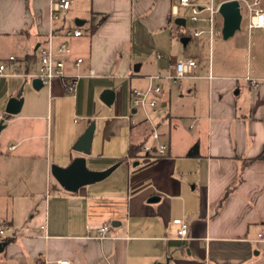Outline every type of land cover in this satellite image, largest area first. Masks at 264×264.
Listing matches in <instances>:
<instances>
[{
  "label": "crops",
  "instance_id": "0c3cea01",
  "mask_svg": "<svg viewBox=\"0 0 264 264\" xmlns=\"http://www.w3.org/2000/svg\"><path fill=\"white\" fill-rule=\"evenodd\" d=\"M70 1L53 18L51 0H0V60L15 55L20 61L14 71L37 73L40 63L28 53L50 38L54 46L69 45L68 53L57 55L65 59V73L83 75L76 97L59 77L36 89L29 76H0V219L19 235L4 241L0 264H264V238L257 239L264 230V159L245 162L264 150V27L249 28L247 20L242 33L228 38L234 49L252 53L258 47L256 63L247 68L215 60L212 42L209 60L195 55V77L166 85L158 96L163 112L155 121L167 153L140 149L131 156V145L152 140L143 111L132 106L133 87L146 89V75L167 73L192 56L182 54L174 39L187 37L188 45L208 33L188 32L181 9L191 7L180 0H86L82 11ZM178 17L186 25L177 24ZM189 21L193 30L208 28ZM215 22V35L224 39L221 14ZM76 27L81 36L65 34ZM146 32L158 46L169 38L171 52L149 60L135 46ZM126 83L129 101L114 113L109 106ZM107 88L115 91L111 105L101 99ZM20 91L21 111L8 114V100ZM174 93L180 106L172 114ZM130 109L143 117L133 120ZM92 121L94 137L85 154L74 145ZM195 144L198 152L188 155ZM76 156H85L92 170L118 165L104 179L69 191L51 166H67ZM178 217L188 220L191 238L176 237ZM103 225H109L108 237L99 239Z\"/></svg>",
  "mask_w": 264,
  "mask_h": 264
},
{
  "label": "built area",
  "instance_id": "2783aa9c",
  "mask_svg": "<svg viewBox=\"0 0 264 264\" xmlns=\"http://www.w3.org/2000/svg\"><path fill=\"white\" fill-rule=\"evenodd\" d=\"M181 6H190L192 10L191 21L199 22L204 21L208 24L207 29H194L193 35L198 36L204 32L210 35L211 42L214 37L215 30V15L219 13V5L215 0H210V3L205 5H197L191 0H180ZM241 11L245 7L248 15L249 28L264 27V8L262 7L261 0H239ZM71 5L70 0H51V15L53 18L59 17V15ZM174 13H177L178 7L174 6ZM243 13V12H242ZM244 17V14H243ZM67 36L79 37L83 34L81 28H68L65 30ZM70 51L67 42H61L57 46H54L52 40L49 38L45 45H40L33 54L40 63V68L37 73L33 74H21L14 71L15 67L19 63V58L15 55H9L6 59L0 60V76H29L33 79L38 78L43 84L51 86L52 80L55 77H59L64 80L66 91L69 95L74 97L78 94V88L80 79L83 75L80 74H67L64 71L65 59L58 58L57 55L66 54ZM161 54L158 53V57ZM83 59L79 57L75 64L79 65ZM198 58L194 56H188L177 60L172 69L167 73H155L146 75L149 80L148 87L141 89L139 87H133L132 89V106L136 109H141L144 113L145 120L149 123L152 130L151 141H147L142 146V151L145 154L155 153L159 155H165L167 153L168 146L166 143H162L160 139V133L158 131L155 117L163 112L158 96L166 93V85L176 84L182 85V81L186 78L195 77V70L198 66ZM8 68L13 69L11 72H7ZM95 71L91 70L89 75H94ZM76 120L79 116L76 115ZM174 223L177 225V238L189 239V222L185 217L175 218ZM46 226H44L45 228ZM109 225H103L100 229V234L96 237L99 239H105ZM19 235L14 230L13 226L6 221L0 219V243L9 238H16ZM47 237V235H45ZM264 238V230L258 234V240ZM58 264H68L67 259H60Z\"/></svg>",
  "mask_w": 264,
  "mask_h": 264
},
{
  "label": "water",
  "instance_id": "95a60500",
  "mask_svg": "<svg viewBox=\"0 0 264 264\" xmlns=\"http://www.w3.org/2000/svg\"><path fill=\"white\" fill-rule=\"evenodd\" d=\"M219 13L223 17L222 35L224 39H228L235 34V32L242 27L243 13L241 11L239 0H225L219 5ZM176 23L180 25H186V18H176ZM183 41H187V37L183 38ZM139 64L134 66L136 72L139 71ZM33 86L36 89L42 87L40 79L35 78ZM101 99L107 105H111L115 99V91L112 88L104 89L101 93ZM24 103V97L21 95V91L14 97L8 100L6 106V112L8 114H17L21 111ZM5 127V124L0 122V133ZM95 132V121H92L86 131L78 139L74 148L85 154H90L91 145ZM118 164H114L104 170H92L89 169L85 156H76L67 166H61L53 164L51 166V172L60 184L69 191H76L79 187L87 184L94 183L107 177ZM158 197H152L151 200H158ZM5 243H0V251L3 250ZM152 264H166V262H155Z\"/></svg>",
  "mask_w": 264,
  "mask_h": 264
},
{
  "label": "rangeland",
  "instance_id": "374dc122",
  "mask_svg": "<svg viewBox=\"0 0 264 264\" xmlns=\"http://www.w3.org/2000/svg\"><path fill=\"white\" fill-rule=\"evenodd\" d=\"M210 0L207 1V3H209ZM85 5H87L86 0H73L72 3V7H78L79 11H82V9L85 8ZM77 10V9H76ZM242 12L244 14L243 17V24L242 27H244L245 23L248 20V15H247V10L245 7L242 8ZM181 14L184 15V17L187 18L188 23L186 26V29L188 30L189 33L193 32V28L192 25L190 23V16L192 14V11L189 9H181ZM220 15V13L216 14V18H218ZM69 20L73 22L74 19H70ZM216 25V22H215ZM241 27V28H242ZM244 30H237V33L240 34L242 33ZM145 36L147 39H145V41H135V46H139L137 47L138 50L144 54L147 58H149V60H153L154 56H156L157 52H161L163 54H169L171 51V41L168 38V40H166V43L163 45H156L154 44L155 42H153V37L151 36V33H145ZM210 38L209 34H204L202 35L200 38H192L190 40V42L188 43V45H185V43L183 41H181V39H174V43L179 44L181 46V53H186L187 55H198V53H202L205 58H207L209 60L210 58V54H211V41L208 40L207 38ZM232 37V36H231ZM232 39V38H229ZM227 39L226 41L224 39H221L220 36L215 35L214 33V37H213V41H212V55L215 54V60H219V61H234L236 63H238L239 65H242V67L247 68L248 67V63H256L254 57L256 55H258V47L256 45H253V52L250 53L247 49L246 50H242L241 49H234L231 48L232 44L231 42L228 41H232ZM228 43V44H227ZM251 54H253V59H251ZM139 86V85H137ZM121 90H123V92H121V94H119V98L117 99V103L114 105L109 106V108L114 107V113L117 112V110H120V108L125 104L126 101H129V94H130V85L129 83L124 84V86L121 88ZM123 94V95H122ZM180 106V102L178 99V94L174 93L172 96V114H175V110L178 109ZM119 112V111H118ZM129 115H133V120L136 119H141L143 117L142 115V111L136 112V113H132L131 109L128 112Z\"/></svg>",
  "mask_w": 264,
  "mask_h": 264
},
{
  "label": "trees",
  "instance_id": "16d2710c",
  "mask_svg": "<svg viewBox=\"0 0 264 264\" xmlns=\"http://www.w3.org/2000/svg\"><path fill=\"white\" fill-rule=\"evenodd\" d=\"M217 3L219 2H222V1H225V0H215ZM106 18V15H104L101 20L97 23L96 26H93V30L103 22V20ZM142 149V145H131V148H130V154L131 156H137L139 150ZM198 152V144H195L191 147V149L189 150L188 152V155H195L196 153ZM257 159H264V150L258 154L257 156L253 157V158H248L246 159V163H249V162H252L254 160H257Z\"/></svg>",
  "mask_w": 264,
  "mask_h": 264
}]
</instances>
